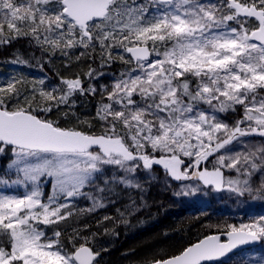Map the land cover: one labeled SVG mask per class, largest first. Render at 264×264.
Instances as JSON below:
<instances>
[{"label":"snow or ice","instance_id":"6c2138e0","mask_svg":"<svg viewBox=\"0 0 264 264\" xmlns=\"http://www.w3.org/2000/svg\"><path fill=\"white\" fill-rule=\"evenodd\" d=\"M0 49L43 73L0 83V264H103L155 183L264 201V0H0ZM204 226L143 264H264V214Z\"/></svg>","mask_w":264,"mask_h":264},{"label":"trees","instance_id":"16d2710c","mask_svg":"<svg viewBox=\"0 0 264 264\" xmlns=\"http://www.w3.org/2000/svg\"><path fill=\"white\" fill-rule=\"evenodd\" d=\"M15 48H19L25 55L29 53L28 46L23 41L17 43ZM13 50L5 51L0 49V83L6 80L8 76L20 72L29 79L43 75L36 68L24 67L20 70L18 66L5 63V58ZM37 55H39L38 52ZM119 67L124 66L118 65L117 68ZM56 68H61L60 61L56 62ZM6 159L7 157L0 158V168H3ZM195 183L198 184V182ZM173 185H175L174 182ZM148 194L152 195L151 190ZM223 194L230 196L235 193L226 190L222 192L213 191L211 193L213 196ZM239 197L248 199L246 194ZM154 200L145 209L128 216L127 224L119 223L118 214L115 212L114 206L101 209L94 214L99 216L104 212H108L113 217H117L115 232L101 237L102 242L108 248V251L103 253V264H143L144 259L150 257L158 249L176 252L195 242L198 238H203L205 234L215 231V229H209L204 226L208 221L224 224L239 222L242 218L246 220L249 216L264 214V211L259 210L234 212L229 205H226L227 202L222 200H215V204L211 199H208L205 205H198L195 209L170 206L164 198L160 201H157V198ZM82 203L85 202L82 201ZM105 223L112 225L113 221L109 220ZM92 226L95 227L94 221ZM254 251H258L259 254L252 253L251 255L257 258L264 254V249L259 248V246L254 248L252 252Z\"/></svg>","mask_w":264,"mask_h":264},{"label":"rangeland","instance_id":"374dc122","mask_svg":"<svg viewBox=\"0 0 264 264\" xmlns=\"http://www.w3.org/2000/svg\"><path fill=\"white\" fill-rule=\"evenodd\" d=\"M195 182H190L186 184H194ZM152 195L148 194V204H152L157 198V201L162 200L163 198L166 200L168 205L173 207H184L195 209L198 205H205L208 199H211L212 202L216 204V201L222 200L223 202H227L226 205H229L232 211H240V210H259L264 211V201L254 200L248 193H245L248 196V199H242L238 195H220L213 196L210 191L208 195L198 194L196 196L190 197H177L173 195V189L165 190L163 183H155L151 188ZM205 199V200H204ZM216 200V201H215ZM259 254L258 251L251 252V254Z\"/></svg>","mask_w":264,"mask_h":264},{"label":"water","instance_id":"95a60500","mask_svg":"<svg viewBox=\"0 0 264 264\" xmlns=\"http://www.w3.org/2000/svg\"><path fill=\"white\" fill-rule=\"evenodd\" d=\"M189 182H198L200 183L199 181H186V182H183V183H189ZM174 183L176 184L177 182L174 181ZM222 191H225V190H222ZM222 191H219V192H222ZM222 239H224V237H222ZM249 247H252V246H249ZM258 246H255L254 248H256Z\"/></svg>","mask_w":264,"mask_h":264},{"label":"flooded vegetation","instance_id":"af4514ba","mask_svg":"<svg viewBox=\"0 0 264 264\" xmlns=\"http://www.w3.org/2000/svg\"><path fill=\"white\" fill-rule=\"evenodd\" d=\"M18 69L22 70L23 68H18Z\"/></svg>","mask_w":264,"mask_h":264}]
</instances>
